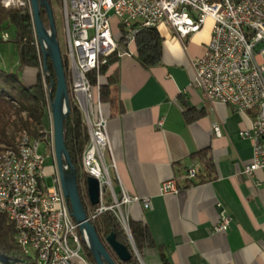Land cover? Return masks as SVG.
<instances>
[{"label": "crops", "instance_id": "crops-1", "mask_svg": "<svg viewBox=\"0 0 264 264\" xmlns=\"http://www.w3.org/2000/svg\"><path fill=\"white\" fill-rule=\"evenodd\" d=\"M212 29L209 19L184 43L161 24V65L145 69L132 44L109 72L118 71L103 106L116 164L115 189L120 195L123 187L131 197L152 203L151 210L142 203L127 210L129 221L147 225L156 245L138 255L141 264H161V253L171 264H264V173L244 175V167L253 161L254 145L241 136L252 130L256 111L239 113L207 99L192 67L193 60L205 55ZM33 76L37 78L36 71H24L29 85L36 83ZM184 103L195 108L191 122ZM206 149L213 156L216 179L187 182L191 168L204 175L192 156ZM53 172L52 161L46 174ZM172 179L181 192L163 196L162 184ZM223 216L231 218V225L218 232Z\"/></svg>", "mask_w": 264, "mask_h": 264}, {"label": "built area", "instance_id": "built-area-1", "mask_svg": "<svg viewBox=\"0 0 264 264\" xmlns=\"http://www.w3.org/2000/svg\"><path fill=\"white\" fill-rule=\"evenodd\" d=\"M14 1L18 8H31V0ZM256 3H264V0H64L71 92L90 137L83 154V173L100 183V204L91 214L90 221L111 211L130 234L128 208L134 203H142L145 209H152L150 199L131 197L123 187L118 195L112 176L116 164L104 103L100 98L103 82L100 71L108 64V58L118 51L120 24L129 30L126 39L130 46L138 32V29H132L133 25L151 29L166 24L185 43L199 33L209 19L213 21L205 55L192 62L195 80L210 101L229 105L239 113L256 111L252 130L241 133L254 145L253 161L244 167L243 173L248 177L257 171L264 173V10L255 11ZM114 19H119L117 31L113 29ZM10 40V32L3 30L0 33V61L3 59L1 48ZM36 46L39 55H43L37 35ZM39 73L48 98L50 124L45 139L34 140L40 158L31 157V166L21 167L26 168V176L11 178V164L9 168L0 169V208L23 221L26 247L44 264H95L87 255L85 237L73 219L62 191L54 147L52 88L47 82L49 75L44 60H41ZM92 73H97L95 85ZM214 130L221 136L219 126L215 125ZM49 160L54 162L52 187L46 184ZM35 177L44 178L46 199H38ZM196 177L197 170L189 169L187 181ZM14 185H21V192H14ZM180 192L176 179L161 186L163 196ZM12 194H19V203H11ZM231 221L230 217L223 216L216 230L226 232Z\"/></svg>", "mask_w": 264, "mask_h": 264}, {"label": "trees", "instance_id": "trees-1", "mask_svg": "<svg viewBox=\"0 0 264 264\" xmlns=\"http://www.w3.org/2000/svg\"><path fill=\"white\" fill-rule=\"evenodd\" d=\"M62 0H48L52 10L54 3ZM54 13V10H53ZM47 28L49 20L47 12L42 9L41 14ZM55 18V17H54ZM132 29H138L134 44L136 46V59L145 68L152 69L163 62V38L158 28H138L133 25ZM7 30L11 34V40L7 44H13L18 51L17 70L0 67V148H16L20 138L27 134L32 140L42 141L46 137V130L49 127L48 98L45 92L42 76L39 73L43 55H39L36 46V31L32 9L27 8H5L0 2V33ZM129 30L123 25H119L117 36L118 51L108 58L100 75L103 82L100 88V98L102 103H106L110 96V87L117 81V70L109 74L112 66L118 59L119 53L128 52L127 34ZM6 44V45H7ZM5 46V45H4ZM61 47V46H60ZM62 52V48H61ZM64 68L68 88L70 92L71 113L65 123L66 147L72 158V163L77 171V181L80 196L89 218L99 205L93 206L89 200L87 188V175L83 173V154L90 141L89 131L84 123L83 115L74 102L71 92V71L67 56L63 55ZM49 75L47 82L51 85L52 81L57 83L56 74L51 61L48 63ZM36 71V83L29 85L23 72L25 70ZM97 73L91 74V79L95 85ZM105 79V82H104ZM56 93L52 89V100ZM185 105V117L191 122V113L195 108L187 103ZM192 158L197 160L203 168L204 175L197 172L196 179L199 184L211 182L216 179V165L209 149L195 153ZM198 184L193 181H187ZM102 243L110 252L117 264H141L136 251L132 245L134 241L139 255L145 248L155 247L150 229L142 222L129 221V231H126L122 223L116 218L113 212H104L91 220ZM116 234L117 241L128 248L132 258L128 263L121 262L107 243V238ZM86 252L92 262L95 260L85 246ZM0 264H39L35 252H27L19 243L18 232L14 222L9 215L0 210ZM161 264H171L170 261L161 253Z\"/></svg>", "mask_w": 264, "mask_h": 264}, {"label": "water", "instance_id": "water-1", "mask_svg": "<svg viewBox=\"0 0 264 264\" xmlns=\"http://www.w3.org/2000/svg\"><path fill=\"white\" fill-rule=\"evenodd\" d=\"M32 14L34 18L36 35L43 54L46 72L49 75L48 63L51 61L57 83L52 81L51 88H55L56 93L51 104L53 124H54V147L56 154L57 169L61 180L62 191L70 205L73 219L79 225L80 232L84 235L87 248L92 254L96 264H117L110 252L102 243L95 227L91 223L84 208L77 181V171L72 163V158L66 147L65 123L71 113L70 92L65 74L64 61L58 34L55 24L54 13L48 0H31ZM42 9L47 12L49 28L42 20ZM50 76V75H49ZM88 196L91 204H100V183L97 179L89 177L87 179ZM134 250H136L131 238ZM107 243L111 247L117 258L128 263L132 255L127 247L120 244L116 239V234L112 233L107 238Z\"/></svg>", "mask_w": 264, "mask_h": 264}, {"label": "bare ground", "instance_id": "bare-ground-1", "mask_svg": "<svg viewBox=\"0 0 264 264\" xmlns=\"http://www.w3.org/2000/svg\"><path fill=\"white\" fill-rule=\"evenodd\" d=\"M2 2H4V0ZM12 2L11 3L6 2L8 3V5H6L5 8H18V6L15 5V1L12 0ZM262 10H264V3H256L255 11H262ZM27 151H30V152H27ZM31 157L40 158V151L39 149H37V145H34V140H32L29 137V135L24 134L20 138L16 148L0 150V159H2L0 160V169L9 168L11 164V178H18L19 176H26V168H21V167H30ZM35 184H36V192L38 194V199H46L47 187H46L44 178L35 177ZM14 192H21V185H14ZM11 203H19V194L11 195ZM1 211L7 213L6 210H1ZM9 217L14 222L15 227L17 229L18 240H19L20 245L27 252H33V250H29L26 247L25 237H23V236H26V227L25 225H23V221H19L17 218L11 217V215H9ZM37 258H38L39 264H44L43 261L39 259V257Z\"/></svg>", "mask_w": 264, "mask_h": 264}, {"label": "rangeland", "instance_id": "rangeland-1", "mask_svg": "<svg viewBox=\"0 0 264 264\" xmlns=\"http://www.w3.org/2000/svg\"><path fill=\"white\" fill-rule=\"evenodd\" d=\"M0 0L2 6L6 7L8 3H11L12 0ZM8 3H6V2ZM6 3V4H5ZM13 3V2H12ZM63 5H64V0L60 1V3H54L53 4V10H54V17H55V24H56V29H57V34H58V40L59 44L62 48V52L64 56H67V49H66V34H65V23L63 19ZM9 9V8H7ZM119 23V19H114L113 20V29L114 31H117V25ZM3 52V59L0 61V67L2 68H7V69H13L17 70L18 68V51L16 47L13 44H7L5 47L2 48ZM24 74V72H23ZM36 80V77L33 76V81ZM109 159H107L108 161ZM52 161L47 162L46 165H50ZM113 176V172H112ZM47 179H46V184L49 187L53 186V178L52 176L48 173L47 174ZM33 253V252H32ZM88 255V254H87ZM139 258V256H138ZM140 261V260H139Z\"/></svg>", "mask_w": 264, "mask_h": 264}, {"label": "flooded vegetation", "instance_id": "flooded-vegetation-1", "mask_svg": "<svg viewBox=\"0 0 264 264\" xmlns=\"http://www.w3.org/2000/svg\"><path fill=\"white\" fill-rule=\"evenodd\" d=\"M96 264V263H95Z\"/></svg>", "mask_w": 264, "mask_h": 264}]
</instances>
